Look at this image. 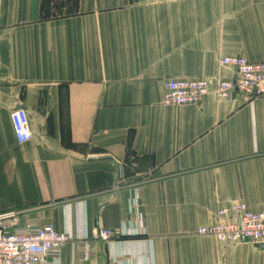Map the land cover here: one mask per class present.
I'll use <instances>...</instances> for the list:
<instances>
[{"label": "crops", "instance_id": "crops-1", "mask_svg": "<svg viewBox=\"0 0 264 264\" xmlns=\"http://www.w3.org/2000/svg\"><path fill=\"white\" fill-rule=\"evenodd\" d=\"M226 56L264 61V0H0V211L71 235L46 264H264L196 234L264 211V94L162 102L168 77L232 80ZM93 227L130 233L84 259Z\"/></svg>", "mask_w": 264, "mask_h": 264}, {"label": "built area", "instance_id": "built-area-1", "mask_svg": "<svg viewBox=\"0 0 264 264\" xmlns=\"http://www.w3.org/2000/svg\"><path fill=\"white\" fill-rule=\"evenodd\" d=\"M219 65L232 70V80L168 77L164 82L163 104L195 105L210 93L224 99L232 91L250 102L264 94V61L226 56L219 59ZM10 119L16 141H29L27 111L17 108L10 113ZM22 216L23 211L18 208L0 211V264H46L49 257L58 259L62 246L72 240L71 235L58 232L52 223L38 224L36 219L22 224ZM216 216L217 222L199 226L196 234L212 236L224 244H249L264 249V211H253L245 203H233L218 210ZM129 233L124 227L115 230L93 227L89 237L76 238L82 244V257L90 259L95 255L94 241L109 242Z\"/></svg>", "mask_w": 264, "mask_h": 264}]
</instances>
